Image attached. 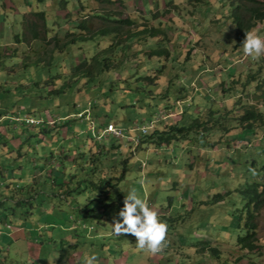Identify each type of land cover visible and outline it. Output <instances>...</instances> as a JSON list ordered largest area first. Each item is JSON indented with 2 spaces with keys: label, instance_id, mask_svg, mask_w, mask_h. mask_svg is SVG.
<instances>
[{
  "label": "rangeland",
  "instance_id": "1",
  "mask_svg": "<svg viewBox=\"0 0 264 264\" xmlns=\"http://www.w3.org/2000/svg\"><path fill=\"white\" fill-rule=\"evenodd\" d=\"M63 1H67L68 11H66V3ZM170 1L172 0H125L129 4L127 12L132 13L140 23L143 22L140 17L151 18L154 12H157L158 15L164 13V16H161L160 19L164 22L170 21V24L174 26L168 29V33L170 36H173V34L182 35L181 39L174 38L173 40L176 42L183 41L184 47L187 45L186 47H193V50H195L198 46V38L200 44L205 43L203 46H198V50L203 55L199 54L196 58L198 62H201L203 72L194 71L195 60L193 58L188 62L192 66L189 69L188 76L181 73L178 76L175 75L174 82L177 84L189 82L186 84L189 88L199 86V92H202L203 96H198L199 92L194 94L195 106L202 105L201 98L208 99L209 102H213V98L217 104L223 103L225 100L214 94V91L223 88L229 90L231 85L229 82L219 85L221 82L219 72L224 73L225 78H229L226 75L228 72H234L232 74H236V77H243L245 72H248L251 62L260 63V59L256 58L255 60L245 56L240 49L235 52L225 51L226 48L230 50L235 41V27L228 17L223 20L225 21L224 28L209 29V19H204L199 13L201 19L197 21L196 27H193L192 19L189 18L187 21L182 16L185 11H178L175 5L165 6ZM175 1V4L180 3L179 5H181L183 0ZM184 1L183 7L187 9L190 4ZM90 2H93L91 6L97 11H109L112 8L113 12H119V10H116V6L112 7L94 2V0H46L44 2L39 0H0V11L3 14L2 30H0V32L2 31L0 34V99L3 100L2 102L7 103H0V117H11V119H6L3 122V127H0V136L7 137L5 128H9L11 138L13 136L24 137L21 140V147L18 145V148L17 146L13 148L9 145L8 152L0 156V164L5 162L9 164L2 169L5 172V180L8 184L12 183L14 185V182L17 181L20 182L21 187L33 186V178L35 177L36 182L42 180L39 195L43 196L44 193L45 196L44 200L39 199L35 195L36 190L29 188V196L36 198L31 200L33 207L27 206L28 208H24L23 211L26 213L30 210L32 213L18 216L13 215V212L8 210V218L6 216L4 223H0V228L3 229L6 239L4 241L0 237L2 242L0 245L3 244L7 251L5 254L0 252V264H35L34 260L26 263L27 257L29 258V247L33 252L38 250L39 254L37 255L40 260L37 264H82L83 258L93 253L97 257L95 264L106 263L104 259L100 261L101 258H107L111 262H118V264H150V262L151 264H163L164 262L160 259L170 255L173 251L175 254L172 253L173 255L168 256V259L174 258L177 261H171L167 264H183L185 260L182 259V255L181 257L178 256V253L183 254V256L186 254L194 255L193 262H195L194 252L196 247L200 250L199 254L204 256L201 257L200 264H209L208 254L204 251H207L210 246L199 243L202 240L198 238V235L202 234L215 239V236L208 234V230L211 229L215 234H222L223 237H226L224 234L227 233V230H232L228 229V226L232 224L228 213L239 208L240 205V196L234 190L250 179L252 172L255 173L254 169L252 171L249 169L253 161L257 164L258 169L264 164V128L257 134L248 132L241 136L238 132L234 133L236 141L231 144V148H229L228 140L222 139L223 137L218 138L222 136L220 133L215 136L217 138L215 141H213L214 138H209V141L215 143L214 146L218 150H214V146L203 147L199 141L200 139L191 133L190 138L171 144L169 149H157L155 146L150 147L147 143L138 147L133 142L131 144H125L124 142L125 147L128 146L124 148V150H127L125 154L126 156L130 154L128 162H126V156L122 157L123 159L126 158V164L121 161V156H114L109 161L106 158L107 164L102 170L107 171L106 176L109 179L113 176L117 177L118 180L113 181L119 186L118 189L113 186L115 192L118 193L119 190L120 195L125 196L130 189L134 188L137 194L144 198L146 202L149 199L154 201L149 206L156 212H158V209H161V211L162 209L165 211L169 209V219L164 222L167 225L166 239L172 246H164L160 254H150L147 251L138 249L135 244L136 238L131 234L115 235L112 232L111 225L114 218H118V215L115 212L116 209L112 207L106 208L107 217L103 221L89 215L86 221L83 220L84 224H87V228L81 229L77 234L75 231L62 232L60 229L62 226L59 224L55 225V228L51 227V230L46 228L45 221L63 219L69 222L72 216L68 213L76 215L77 207L85 206L89 202L88 198L92 197L89 195L91 192L88 190L84 192L86 189L94 190L90 184V180L94 177L89 175L94 166L90 163V166L86 167V162L89 159L93 160L90 156L92 154L91 150L94 149L95 152H98L97 148H101L99 149L100 152V150H103L102 146L119 142L112 136L99 138L100 133L96 132V129L100 127L95 125L94 130L88 128L85 119H80L78 113L88 108L90 116L97 124L99 122L106 123V121L112 122L136 139L140 138L139 133L131 130L139 127L143 118H152L157 114L151 106L145 105L150 101H156V99L144 98V93L140 95L132 93L131 89H134L135 85L130 84L128 92L121 95V85L110 79L113 78L116 73L114 71L117 70L103 76L109 79V82L105 83L104 88L106 91L103 92L95 85H79L71 88L70 85L64 84L67 81L66 78L73 75L71 68L75 67L84 58L90 59L97 51L98 44L102 43L103 45L105 43L104 40L98 38L93 43L82 44L77 42L69 44L65 49L55 51L52 59L45 56L44 64L39 61L42 40L34 39L29 43L27 42L26 38L29 32L23 26L24 13L29 12V15L26 16L28 22L30 18V20L40 23L41 21L37 20L33 13L45 11L46 26L45 28H39L48 39H52L57 33L60 35L66 33L64 26H67V21H75L82 17L81 15L87 14L89 11L86 9L81 11V7L89 6ZM23 3L26 4L22 5ZM12 5L13 8H10ZM16 9H19L17 10L19 15L15 14L14 10ZM79 9L81 14H79ZM63 12H69V17L66 14L61 15ZM170 12L174 15L172 16ZM30 15H34L35 18ZM90 20L96 24L101 22L99 19V21L92 18ZM190 27L192 28L190 29ZM68 28L72 30V24L68 23ZM195 29H199L200 37ZM256 30L257 34L264 37V24L259 25ZM184 31L189 33L186 39ZM10 43H13L14 46L6 47ZM171 43L173 44V42ZM49 49H52L51 45ZM175 50L173 49L174 57H180L181 47L175 45ZM196 54L198 55V53ZM208 68H210L209 71ZM185 70L187 69L185 68ZM120 72L121 74L118 72V75H116L118 79L122 76V78L130 79V82H133V76L137 72L136 63L130 61L129 65ZM192 80L193 83L191 84ZM113 84L116 86L113 90H119L117 93L112 91ZM53 89L63 93L60 95L50 94ZM189 90L192 91L191 88ZM114 95H116L118 101L119 99H122V101L115 104L116 100L113 101ZM230 95L232 96V93H229ZM132 100L133 102H131ZM95 101H97V104ZM16 104L19 110H21V106L25 107L22 116H29V114L34 118L44 116L45 121L48 123H40L35 127L26 125L21 120L16 121L17 118L16 120L12 119L16 115L12 112L16 108ZM1 106L4 107L3 110L6 109V112L1 113ZM195 106L189 109L193 110L196 108ZM66 116L68 118L63 119ZM0 126H2V123H0ZM42 128L50 130V133L45 134L44 132V134H41ZM66 131L68 135H66ZM24 133H26L25 136H23ZM11 138L8 137V139ZM122 141L128 142L129 140L123 139ZM15 144L17 143L15 142ZM43 147L45 154L41 153ZM20 150L23 155L21 157H19ZM0 154H3L2 148H0ZM69 155L78 157L75 164L72 161L67 162L66 157ZM83 157H87V159L84 160ZM53 162H55L54 167L57 171L55 173L59 172L63 175V177L53 176L56 178L55 182L49 175L55 170H47V167H51ZM64 164L69 168L68 171L65 170ZM143 164L146 167H143ZM125 166L126 172L124 173ZM41 167H46L45 172ZM84 167L87 170H84ZM111 167L113 168L111 169ZM123 174H125L124 179L119 180ZM62 178L66 179L63 187L53 185L57 181H61ZM79 182H82L81 189ZM34 188L37 189V186L34 185ZM71 189L73 191L68 195ZM228 190L234 191L233 195L225 197L224 201H214L218 192ZM94 191V194H96L97 190ZM63 193L66 197L71 198L69 201L76 202V198L80 204L78 206L73 205L72 209L66 210L65 215L61 213L59 207H54L58 203L56 204L53 200L56 197L59 199ZM208 200H210V204L201 203ZM80 226L75 225L77 229ZM30 231L33 232L37 240L34 238L29 240ZM78 234L79 236H77ZM98 234L105 236L96 238L95 236ZM53 235L55 236L53 237ZM258 237L264 240V211L259 222ZM202 239L206 238L202 237ZM226 242L217 241L211 243L213 244L211 246L220 248L224 256L230 257V253L234 254V258L240 256V251L234 246V242L232 244ZM36 244L39 245L36 246ZM182 244L185 246L180 247ZM193 244L198 245L191 247ZM34 254L32 253V255ZM4 257L5 260H3ZM32 258H35V255ZM23 261L25 262L23 263ZM260 261L264 263V257Z\"/></svg>",
  "mask_w": 264,
  "mask_h": 264
},
{
  "label": "trees",
  "instance_id": "2",
  "mask_svg": "<svg viewBox=\"0 0 264 264\" xmlns=\"http://www.w3.org/2000/svg\"><path fill=\"white\" fill-rule=\"evenodd\" d=\"M39 1L44 2L46 0ZM183 1L181 2V5H179L180 3L175 4L174 2L176 1L172 0L165 4V6H169L171 4L173 6L175 5L178 11H185L182 16L186 18L187 21L189 18L192 19L193 27H196V24L198 23L197 21L201 19L202 16L204 19H209V29L224 28L225 21L223 20L228 17V19H230L232 22V25L235 27V50L238 48L242 49L240 47H242L246 31L254 29L257 32L256 28L264 23V0H185L184 2L187 1L190 4L187 9H184ZM63 2L66 3L65 8L66 11H68L69 6L67 5V1ZM94 2H100L112 7L116 6V10H119V12H113L111 10L112 8L109 11H97L91 6V3L93 2H90L89 6L81 7V11L86 9L89 12L85 15H81L82 17L76 19L75 21H67V26H64L66 33L61 35L57 33V35L54 37V40H52L55 41L54 50L46 52L47 54H50L49 58L52 59L54 58L53 54H55V51L58 52L63 50L62 48H66L69 44H75L77 42L82 44L88 42L93 43L98 38L105 41L103 45L102 43L98 44V48L96 49L97 51L93 54V56H91L90 59L84 58L82 61H79L75 67L71 68L73 75H71L69 78L67 77V81L64 84L70 85L71 88L79 85H95L103 92L106 91L104 88L106 86L105 83L109 82V79L104 78L103 76L106 73L117 70L114 71L116 73L114 74L113 78L110 79L117 81L121 85V87L119 86L122 90L121 95H125V93L129 90L128 88L131 86L130 84H133L135 87L134 89H131L132 93H138V95L144 93V98L147 97L152 100L156 99V101H150V103L145 104L146 106H151L154 111L157 109L169 110L172 107H175L174 103L179 98L181 91L183 90L184 92H188L183 84L175 87V75H180L179 67L182 68L185 66L186 68L188 62L192 60L191 55L193 47H186L180 51V57H182V60L179 56L177 58L172 57V52L168 44L170 41V38H168V29L173 28V25L170 24V21L164 22L160 19L161 16H164V13L161 15L159 14V16L154 12L151 18H145L144 16L140 17V19L143 21L140 23L138 19H135L131 13H127V5L125 0H94ZM170 13L172 16L174 15L172 12ZM33 14L42 23L39 24L36 21H29L28 27L30 37L35 40H42L43 45H50L52 41L49 42L45 39V36L42 37L43 32L41 33L42 30L39 28H45L46 26V12L40 11ZM65 14L67 17L70 15L69 12L61 13V15ZM79 14H81L80 9ZM88 17L97 20L99 19L101 22L96 24ZM152 20L156 23L152 24ZM182 20L185 22L184 19ZM68 23L72 24V30L69 29L70 27L68 28ZM191 28L192 27H190V29ZM198 30L199 29H195L197 35H199ZM185 33L186 39L189 33ZM163 58L164 60L162 61ZM258 59H261L264 62V54ZM39 61L43 63V59H40ZM130 61L136 63L137 69V72L133 76V82H130V79L122 78V76L118 79L116 76L117 73H121L120 71L126 68ZM175 63H177L178 66L175 65ZM193 66L194 71H199V68L202 67L201 62H198V60H195V65ZM189 69L188 73H190ZM255 70L256 69L251 68V72L248 73L244 79L239 77L237 79H232L231 82L232 87L241 84L242 92L252 83L256 82L257 85L253 87V92L250 94L247 93V100L239 99L233 108L228 105H224L216 109H213L212 107H206L205 111L204 109H201L200 106H198L199 108H195V111L194 109H191L190 111L187 110L188 116L184 118L185 121L181 120L174 124L166 123L162 126H159L148 136L141 139V146L144 143L155 146L162 144L171 146V144H176L182 139H188L191 136L190 134L193 133L196 135L195 137L200 139L199 141L205 143L202 145L207 147L215 145V143H212V141L208 142L207 140H209V138H214L213 141H215V139H217L215 136L218 133L222 135L220 138L225 137V139H227V137L231 136L232 140L236 139V135L231 134L234 131H236V133H248L250 131H252V134L259 133V131L264 128V77L261 76V72H257ZM230 77H234V75H230ZM115 88L116 86L113 84L112 91L117 93L119 90H113ZM61 93L63 92L54 89L51 91V94L53 95H60ZM163 93H165V96ZM182 97L188 98V94L185 93ZM98 98H100V96H98ZM114 100H116L115 104H118L122 101V99H119L118 101L116 95L113 97V101ZM0 101V103L7 104L6 102H2V99H0ZM95 102L97 104V101ZM131 102H133V100ZM1 108L3 109L4 107ZM4 112H6V109L1 111V113ZM12 112L13 114H17V109L15 108L12 110ZM8 119H11V117L9 116ZM0 127H3V124ZM5 131L7 132L8 136H0V148L3 150V154H0V156L8 152L7 150L9 149V145H11L13 148L16 146L18 148V145L21 147V140L24 139V137L21 136H13L11 138L9 135V128H5ZM23 131H25V129H23ZM44 132L47 134L50 133V130L42 128L41 134H44ZM25 135L26 133L23 134V136ZM8 137L11 139H8ZM15 142L17 144H15ZM125 144H131V142ZM125 144L112 145L111 149L113 150L110 152H108L104 147H102L103 150H100V152L99 149L101 148H97L98 152H95L94 149L91 150L92 154H90V156H92L93 160L89 159L90 161L88 160L86 162V167L88 168L90 163L94 166L89 175L95 178L90 180V184L94 190H97L96 194H94V190L86 189L84 192L88 190L91 192L89 195L92 197L88 198L89 202L85 206L77 207L76 215L68 213L72 216V219L69 222L63 219L53 220L55 223L51 226H46V228H55V225H60V223L66 222V226L61 225L62 227L60 229L62 232L75 231L77 234L81 229L83 230L84 228H87V224H84L83 220L86 221L89 215H93L97 219H101L103 221L105 217H107L106 208L111 207L116 209L115 212H117L118 215L120 208L123 207L125 196L120 195L119 190L117 193L115 192L116 190L113 189V186H115L117 189L119 188L118 184L113 182L114 180H118L117 177L113 176L110 179L107 178V171L105 172V170H102V168L107 164L106 158L109 161V159L113 158L114 156L117 157V155H124L126 153L127 150H124V148H127L128 146L125 147ZM19 152V157L23 156L21 154V150ZM129 155H125L127 158L126 162H128V159L130 158ZM83 158L84 160L87 159V157ZM123 161L124 164H126L125 160ZM7 165H9L7 162L0 164V223H4L6 216L8 218V210H11L13 215L18 216L32 213L30 210L26 213L23 211L24 208H28L27 206L33 207L31 200L36 198H33L31 195L29 196V188L36 190L35 195H37L39 199H45L44 193L43 196L39 195V188L42 180L36 183L35 180H33V184L35 187L37 186V189L34 188V185H26L21 187L20 182L17 181L14 182V185L12 183L8 184L5 180V172L2 170L6 168ZM112 168L113 167H111V169ZM249 169H251V171L254 169L255 173L252 172L251 178L239 188L234 190L240 196L239 208H234L235 210H231L228 213V217H230V222L232 223L230 226H228V229H232L233 231L227 230V233L224 234L226 237H223L221 234L222 237H218L219 239L214 240L213 237H211L205 239L207 243L204 241L200 242L204 243L205 246H210L208 247L207 251H204V253L206 252V254H208L209 264H264L262 261H260L264 257V240L258 237L259 222L264 211V164L258 169L257 164H255V161H253ZM84 170L87 169L84 167ZM125 172L126 166L124 173ZM115 174H117V172H115ZM124 176L125 174H123L119 180L124 179ZM82 182H79L80 189L82 187ZM65 183L66 182L63 181V183L57 184V186L63 187ZM72 191L73 189L68 192V195H70ZM234 191L228 190L226 192H218V194L215 195L214 201H224L226 199L225 197L233 195ZM60 196L61 197H59V199L57 197L53 198L54 202L56 204L58 203L54 207H59V210L64 215L67 213L66 210L72 209L71 207H74L73 205H80L76 198V202H71V200L69 201L71 198L66 197L65 193ZM201 203L210 204V200L202 201ZM158 210L161 211V209ZM162 211L165 210L162 209ZM160 213V220L164 222L169 219V211ZM78 216L81 218H77ZM75 225L81 226L79 229H77ZM2 230L3 229L0 228V232ZM95 237L97 238V235ZM50 239L52 238L50 237ZM216 241H227L226 243L229 244L234 242V246L240 251V256L234 258V254L232 253H230V257L224 256L220 248L217 246H211L213 245L211 243ZM184 246L185 245L182 244L180 247ZM195 246L191 245V247ZM0 251L3 254L7 252L5 247L1 245ZM199 251L200 250H198L196 247L194 257L195 262H193L194 255H182V259L184 258L183 260H185V263L183 264H200L201 257L204 256L203 254H199ZM173 254L175 253L173 252ZM3 260H5V257ZM25 261H23V263ZM28 261L29 258L27 257L26 263ZM171 261V259L166 261V264L170 263Z\"/></svg>",
  "mask_w": 264,
  "mask_h": 264
},
{
  "label": "clouds",
  "instance_id": "3",
  "mask_svg": "<svg viewBox=\"0 0 264 264\" xmlns=\"http://www.w3.org/2000/svg\"><path fill=\"white\" fill-rule=\"evenodd\" d=\"M26 3H28V2H26ZM26 3H23L22 5H25ZM126 5L128 7L129 4L126 3ZM10 8H13V5ZM17 10H19V9L14 10L16 15L18 14ZM0 13H1V11H0ZM127 13H130V12H127ZM28 15H29V12L23 14V16H24V18H23V26L29 32V27H28L29 22H28V20H26V18H27L26 16H28ZM5 16H7V15L5 14ZM30 16L34 17V15H30ZM5 20H7V19H5ZM2 21H3V14L1 13V17H0V28L1 29L0 30H2V25H1ZM29 21L35 22V21L30 20V18H29ZM41 23L42 22H40L39 24H41ZM151 23L155 24L156 22L152 20ZM263 24H261V25H263ZM175 31H176V29H175ZM1 32H0V34H1ZM42 32L43 31H41V33ZM184 32H182V33H184ZM234 35H235V31H234ZM44 36L45 35L42 34V37H44ZM181 36L182 35L177 36V34H173V36H170V34L168 35V38H170V41L168 42V44H169V48L171 49V51L173 53V57H174V54H175L174 51H173V49L175 50V45L180 46L181 50L186 48V46H187L186 45L184 47V42L183 41L176 42V41L173 40L174 38L175 39H178V38L181 39ZM54 37H52V39H48V37L45 36V39L50 42V41L54 40ZM26 40L29 43V41L34 40V39H32V37H30V34H29L27 36ZM54 42L55 41H52V43L50 44L52 49H49V50H48V48L50 47V45L46 46V45L42 44V51H41V54L39 55V60L43 59V64H44V61H45V56L49 57V55H50V54H47L46 52L54 50V46H55ZM171 42H173V44ZM198 42H199V38L197 39V44H199L198 46L205 45V43L200 44V42L199 43ZM235 44H236V40L234 41V44H232V46H231L232 48L230 50L226 48L225 51H227V52H229V51L235 52V51L239 50V48L235 50ZM13 46H14L13 43H10L6 47H13ZM198 46H197V48H195V50L192 51V55L191 56H192V59L194 58V60H197L196 58L199 56V54L203 55L202 52L198 50ZM240 48H242L240 50L241 51L243 50V53H244L245 56H249L252 59L259 58L261 55L264 54V37H262L261 35L257 34V32L254 29L246 31L245 39H244V41L242 43V47H240ZM62 49H65V48H62ZM73 50H75V49H73ZM175 52H176V50H175ZM196 53H198V55ZM180 58L182 60V57H180ZM226 59H229V58H226ZM175 65H177V63H175ZM189 68H191V65H189V63H188L186 69L188 70ZM251 68L256 69L255 71H257V72H261V76L264 77V62L262 60L260 61V63L259 62L256 63L255 61H252L251 65H250V67L248 69V72H245V75L243 77H241V76L236 77V74H232L234 72H232V73L228 72V73H226V75L229 76V78H225L226 77L225 74L219 72V75L221 77V79H220L221 82H220L219 85H222V84L224 85L226 82H229V84L231 86H229V90L225 89V88L215 90L214 94L218 95L219 97H222L225 101H223V103H221V104H217L214 101L213 98H212L213 102H209L208 99L204 100V98L203 99L201 98V100H202L201 101L202 105H200L201 109H204L206 111V107H212L213 109H216V108H220L221 106H224V105H228V106L233 108L234 105L237 104L239 99L247 100V98H246L247 97V93L250 94V93L253 92V87L257 85L256 82L252 83L250 86H248L246 89H244L243 92L241 91V86H242L241 84H239V85H237L235 87H232L231 82H232V79H237L239 77L244 79L245 76L248 73L251 72L250 71ZM179 69H180V73L181 74H183L184 76H188V71L185 70V66L182 67V68L179 67ZM209 69L210 68H208L207 70L209 71ZM203 70H204L203 66L201 68H199V71L203 72ZM230 75H234V77H230ZM216 80H217V78H216ZM187 83H189V82H187ZM187 83L181 82V83L177 84V83L174 82L175 87H178V86L183 84L185 86L186 90H188V92H184L183 90L181 91V94H180L179 98L174 103L175 107H172L169 110H166V109H157V110H155L154 112H156L157 114L154 117L147 118V119H146V117L143 118L141 120L142 121L141 125L139 127H137L136 129H134V130L132 129L131 130L133 132L136 131L137 133H139V135H140L139 139H136L135 137H133L131 135H128L127 132H124L123 129H121L120 127H118L117 125H115L112 122H108V121L105 120L106 123L99 122V124H97L96 121L92 118V116H90V110L88 108L83 110L82 112L78 113V117L80 119H85V121L87 123V127L91 128L92 130L95 129V125H98L100 128L96 129V132L100 133L99 138H101L102 136H112L116 140L119 141L118 143H113V144H110V145L102 146V147L106 148V150L108 152L113 150V149H111L112 145H114V144H118L119 145V144H123L124 142L125 143L133 142L135 145H138V147H139V146H141V144H140L141 143V139L146 137V136H148L153 130H156L159 126H162L163 124H166V123L174 124L177 121H181V120L185 121L184 118H186L188 116L187 112L191 110L189 108L192 107V105L195 106V102H194V99H193L194 94H197V92L200 91L199 86L190 87L191 90H192V91H190L189 90L190 88L188 86H186ZM192 83H193V80L191 81V84ZM165 93H163L164 96H165ZM185 93L188 94V98H183L182 97V96H184ZM199 93L200 94L198 96L202 97L203 93L202 92H199ZM229 93H232V96L231 95L229 96ZM50 94H51V92H50ZM159 97H161V96H159ZM159 97H157V98H159ZM198 106H195V107L199 108ZM194 111H195V109H194ZM22 114H23L22 109L21 110L17 109V114L12 119L16 120V118H17L16 121H20L21 120V122L24 121L26 123V125H32V126H37L40 123H46V124L48 123L47 121H45L46 119L44 118V116L40 117V118L39 117L34 118L31 114H29V116H22ZM8 118L9 117H5V116L0 117V123L2 121L4 122ZM66 118H68V116L64 117L63 119H66ZM60 119H62V118H60ZM30 120H33L34 123H30ZM144 130H146V131H144ZM234 132L236 133V131H234ZM234 132L231 133V134L234 135ZM250 132H252V131H250ZM241 133H240L241 136L243 134L244 135L246 134L244 132H241ZM218 138H220V137H218ZM123 139L129 140V141L128 142L122 141ZM222 139H225V137H223ZM226 140H228V142H229V148H231V144L235 143V141H236V139L232 140L231 136L227 137ZM242 140L245 142V140L243 138H242ZM207 141L209 142V140H207ZM200 142H201V144H203L202 141H200ZM151 146H155V145H150V147ZM155 147H157V149H166V148L169 149L171 146L162 144V145H157ZM203 147H205V146H203ZM214 150H218L217 147L214 146ZM119 154H121V153H119ZM125 155L126 154L117 155V157L121 156L120 158H121V161L123 162V164H124L123 160H125L126 158L123 159L122 157L125 156ZM62 157H63V155H62ZM68 157H71V156L69 155ZM68 157H66L67 160H68ZM79 157H81V155H79ZM73 158H74L73 164H75L76 159H78V157L76 158V156H75ZM143 167H146V166L143 164ZM55 169L53 168L52 170H55ZM54 172H57V171H52L51 174H49L50 178H52V180H55L56 179L55 177L58 176V174L57 173L54 174ZM53 176H55V177H53ZM62 179H61V181H57L54 185L57 186V184L63 183V181L66 180V179H63V180ZM33 180H35V178H33ZM154 184H156V183H154ZM153 202L154 201H152V199H149L148 202H146V200L144 198H142L141 196H139L137 194V191L134 188L130 189L127 192V194L125 195L124 202H123V207L120 208V210L118 212V218H114V222H113V224L111 226H112V232L115 235H117V236H119L122 233L133 235L136 238V243L135 244H136V247L138 249L147 251L150 254H160L161 253L160 251L162 250V248L164 246H169V247L171 246V243L166 239L167 225H166L165 222H163L162 220L159 219V216L161 214L160 212H164L165 213V212H168V211H159L158 210V212H156V210H154L152 207L149 206V204H152ZM103 225H105V224H103ZM208 234H210L211 236H215L216 237L215 239H219L218 237H222V236H219L221 234H215L211 229L208 230ZM101 236H105V235L98 234L97 238H101ZM198 236H199L198 238H201V240L204 241V242L206 240L202 239V237L209 238L207 236H203L202 234L198 235ZM200 242L201 241H199V243ZM193 246H195V245L193 244ZM123 255H124V253L122 254V256ZM170 255H167L166 257H163L162 259H160V260H162V262H164L163 264H166V261L170 260V259H168V256H170ZM180 255H183V254L178 253V256H180ZM96 259H97V257H96L95 253H93L91 255H86L83 258L82 264H95ZM101 259H100V261H101ZM103 259H106V258H103ZM149 259H152V258H149ZM152 260H155V259H152ZM171 260L174 261V262L177 261L174 258L171 259ZM104 264H106V263H104ZM150 264H151V262H150Z\"/></svg>",
  "mask_w": 264,
  "mask_h": 264
},
{
  "label": "crops",
  "instance_id": "4",
  "mask_svg": "<svg viewBox=\"0 0 264 264\" xmlns=\"http://www.w3.org/2000/svg\"><path fill=\"white\" fill-rule=\"evenodd\" d=\"M0 17H1V13H0ZM14 103V102H13ZM18 108V105L16 104V109ZM21 109H22V111L25 109V107H21ZM3 110V109H2ZM1 123H3V121L1 122ZM76 128V127H75ZM62 133V132H61ZM66 135H68L67 134V132H66ZM44 147H46V146H44ZM44 147H43V149H42V151H41V153L42 154H45V152H44ZM46 159V158H45ZM73 160H74V158L71 156V157H68V160H67V162H73ZM48 164V163H47ZM54 164H55V162H53V165L51 166V167H47V170H52L53 168L55 169V167H54ZM46 166V165H45ZM37 167H39V166H37ZM66 166L64 165V168H65ZM36 168V167H35ZM48 168H50V169H48ZM41 169H43V171L44 170H46V167H41ZM36 170H38L37 168H36ZM65 170L66 171H68L69 170V168L68 167H66L65 168ZM56 171V170H55ZM41 172V171H40ZM45 172V171H44ZM49 172V171H48ZM54 174H55V172H54ZM58 174V176H63V175H61L59 172L57 173ZM35 178V177H34ZM48 217V216H47ZM43 219V218H42ZM45 223H46V226H51V225H53L55 222L54 221H45ZM60 225H63V226H66V224H65V222H62V223H60ZM51 228V227H50ZM49 228V229H50ZM31 232V231H30ZM55 235H53V237H54ZM0 237L1 238H3L4 239V241H6V239H5V237H4V234H3V231H1L0 232ZM33 238L35 239V237H34V235H33V232H31L30 233V237H29V240H33ZM52 238V237H51ZM35 240H37V239H35ZM11 242H13L12 240H11ZM2 242L0 241V244H1ZM39 244H36V246H38ZM1 246H3V244L1 245ZM40 247V246H39ZM30 248L31 247H29V261H31V260H34V261H36V262H39V260L40 259H38V255L37 254H39L38 253V250H37V252H33L32 250H30ZM27 250V249H26ZM35 253L34 255H35V258H32V256H34V255H32V253ZM28 253V252H27ZM32 255V256H31ZM101 260H103V258L101 259ZM105 260V262H106V264H118V262H111V261H109L107 258L106 259H104ZM36 262H35V264H36Z\"/></svg>",
  "mask_w": 264,
  "mask_h": 264
},
{
  "label": "built area",
  "instance_id": "5",
  "mask_svg": "<svg viewBox=\"0 0 264 264\" xmlns=\"http://www.w3.org/2000/svg\"><path fill=\"white\" fill-rule=\"evenodd\" d=\"M30 123H34V121L33 120H30ZM144 131H146V130H144Z\"/></svg>",
  "mask_w": 264,
  "mask_h": 264
}]
</instances>
